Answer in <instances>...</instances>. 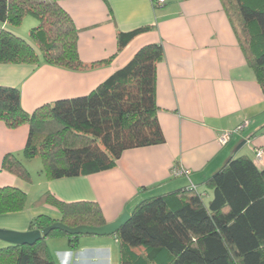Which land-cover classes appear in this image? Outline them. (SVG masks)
<instances>
[{
	"label": "crops",
	"instance_id": "0c3cea01",
	"mask_svg": "<svg viewBox=\"0 0 264 264\" xmlns=\"http://www.w3.org/2000/svg\"><path fill=\"white\" fill-rule=\"evenodd\" d=\"M59 5L79 32L81 61L102 65L71 71L45 63L1 64L0 87L20 90L22 108L33 114L45 105L89 95L140 49L161 44L164 58L157 65L156 99L165 143L125 151L112 170L51 181L42 172V162L34 171L25 156L29 125L10 129L0 122V188L20 189L28 198L24 210L0 215V229L29 232L39 216L60 222L53 201L98 204L109 224L125 212L132 214L147 199L189 187L205 192L209 201V181L232 158L249 156L264 170V159L255 161L256 150H264V93L221 0H166L162 6L156 0H60ZM38 25L29 16L20 27L0 23V30L30 42V31ZM144 28L150 30L119 50L120 34ZM246 123L229 143H219L223 133ZM7 156L16 157L30 178L9 172L4 167ZM175 170L189 174L175 177ZM49 240H56L52 248L63 264L121 263L114 236H82L76 248L66 237H51L47 244ZM8 245L0 241V249Z\"/></svg>",
	"mask_w": 264,
	"mask_h": 264
},
{
	"label": "trees",
	"instance_id": "16d2710c",
	"mask_svg": "<svg viewBox=\"0 0 264 264\" xmlns=\"http://www.w3.org/2000/svg\"><path fill=\"white\" fill-rule=\"evenodd\" d=\"M59 1L0 0L1 24L20 27L28 16L39 21L30 42L0 30V65L45 63L71 71L102 65L81 61L79 32ZM221 2L264 93V0ZM149 30L120 34L119 50ZM163 58L161 44L145 46L89 95L45 105L33 114L22 108L20 90L0 87V122L10 129L29 125L25 156L40 157L42 172L51 181L112 170L125 151L165 143L156 99L157 65ZM4 167L30 178L14 156L6 157ZM208 188L213 191L209 201L205 192L189 187L138 204L114 235L120 264H264V170L249 156L232 158ZM27 199L20 189L0 188V215L24 210ZM53 203L68 227L108 224L98 204ZM54 223L39 216L31 230ZM51 237H66L76 248L82 236L56 230L33 246L8 245L0 249V264H58L47 244Z\"/></svg>",
	"mask_w": 264,
	"mask_h": 264
},
{
	"label": "water",
	"instance_id": "95a60500",
	"mask_svg": "<svg viewBox=\"0 0 264 264\" xmlns=\"http://www.w3.org/2000/svg\"><path fill=\"white\" fill-rule=\"evenodd\" d=\"M130 219L131 214L125 212L118 220L103 227L79 226L71 228L61 222H56L44 230H31L25 233L0 229V241L14 246H33L56 230L71 236L109 237L116 235Z\"/></svg>",
	"mask_w": 264,
	"mask_h": 264
},
{
	"label": "built area",
	"instance_id": "2783aa9c",
	"mask_svg": "<svg viewBox=\"0 0 264 264\" xmlns=\"http://www.w3.org/2000/svg\"><path fill=\"white\" fill-rule=\"evenodd\" d=\"M165 2H166V0H156V5L157 6H162V5L165 4ZM246 125H247V123L242 125V126H240V127H238L236 130H234L232 132L223 133L222 136L219 138V143L221 145H223V146L226 145L227 143H229L231 141L232 137L235 134H237L240 131H242L245 128ZM255 155H256V160H255L256 163L257 164H261L263 162V159H264V150L261 149V148H258L256 150V152H255ZM184 174L188 175L189 172H185L184 170H182V171H177V170L173 171V176H175V177H178V176H181V175H184Z\"/></svg>",
	"mask_w": 264,
	"mask_h": 264
},
{
	"label": "rangeland",
	"instance_id": "374dc122",
	"mask_svg": "<svg viewBox=\"0 0 264 264\" xmlns=\"http://www.w3.org/2000/svg\"><path fill=\"white\" fill-rule=\"evenodd\" d=\"M29 17V16H28ZM24 22V21H23ZM27 159H29V158H27ZM29 160H31V161H29L30 163L29 164H31V165H34L36 168H34V171H37L38 172V168H39V166H40V164H41V159H40V157H35V158H32V159H29ZM38 166V167H37ZM47 242H48V240H47ZM57 243H56V240H49V249H51V251H52V254L57 258V261H58V264H63L62 263V261H61V259L59 258V254L55 251V249L54 248H52V247H54L55 245H56ZM59 258V259H58ZM73 264H76V263H73ZM103 264H107V262H105V263H103Z\"/></svg>",
	"mask_w": 264,
	"mask_h": 264
}]
</instances>
